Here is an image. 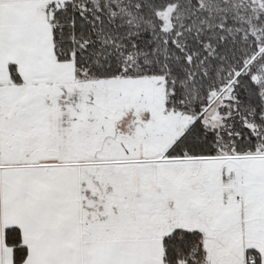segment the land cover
<instances>
[{
	"label": "snow or ice",
	"instance_id": "obj_1",
	"mask_svg": "<svg viewBox=\"0 0 264 264\" xmlns=\"http://www.w3.org/2000/svg\"><path fill=\"white\" fill-rule=\"evenodd\" d=\"M0 264H264V0H0Z\"/></svg>",
	"mask_w": 264,
	"mask_h": 264
}]
</instances>
